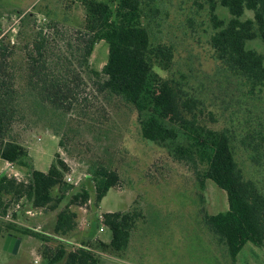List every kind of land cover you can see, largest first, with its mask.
<instances>
[{"label": "rangeland", "instance_id": "374dc122", "mask_svg": "<svg viewBox=\"0 0 264 264\" xmlns=\"http://www.w3.org/2000/svg\"><path fill=\"white\" fill-rule=\"evenodd\" d=\"M213 2L217 4L219 0H157L158 10L149 25L152 42L169 45L173 57L168 68L157 66L156 70L177 82L183 100H194L191 112L181 107L179 118H192L194 114L202 124L227 129L246 178L256 181L264 191V157L259 161L253 159L255 151L264 149V85L253 88L245 77L217 57L211 43L215 33L210 9ZM217 11L223 18L230 16L220 3ZM85 15L80 0H0V42L12 49L18 43L31 42L33 35L43 30L56 49L65 50L67 42L77 47ZM246 16L252 17L253 12L247 11ZM249 45L264 53L259 40ZM108 55V43L104 40L96 43L89 58L90 68L101 72ZM95 80L88 70L79 101L75 103L74 117L84 120L89 105L101 115L108 130L96 135L83 124L64 126L62 132H70L73 138V141L66 139L72 154L59 145L61 137L51 127L30 124L27 119L15 123L11 135L28 148L34 168L48 171L56 153H60L71 167L67 176L73 177L70 183L74 188L58 209L29 217L26 210L30 206L21 205L20 211L14 213V221L34 231L40 223L41 233L52 237L48 245L54 248L62 239L72 250L76 243L91 240L87 236L92 231H97L98 239L110 243L112 231L102 223L104 213L135 211L140 216L127 248L116 251L99 247L98 264H264V248L251 242L233 262L226 246L206 225L205 213L225 211L229 203L227 192L214 181L208 179L202 187V164L181 160L171 145L144 138L137 111L120 98L98 92ZM95 158L117 170L120 182L98 206L93 191L87 204L72 205L71 209L78 213L79 226L66 238L58 237L49 232L53 218L81 186L93 188L87 178V163ZM16 165L23 178H28V169ZM0 172L7 173L1 159ZM6 223L0 220V226ZM21 237L19 251L12 253L4 249L6 239L0 236V264H43L41 247L46 243L33 235Z\"/></svg>", "mask_w": 264, "mask_h": 264}, {"label": "trees", "instance_id": "16d2710c", "mask_svg": "<svg viewBox=\"0 0 264 264\" xmlns=\"http://www.w3.org/2000/svg\"><path fill=\"white\" fill-rule=\"evenodd\" d=\"M80 1L86 15L77 47L67 42L65 50L56 49L43 30L33 35L31 42L18 43L12 49L0 42V159L26 167L29 175L18 180L0 172V213L20 202L44 211L58 209L74 188L66 180L71 167L60 153H56L48 171L38 170L30 162L28 148L11 134L16 122L27 119L30 124L51 127L61 137L59 145L72 154L66 139L73 138L70 132H62L64 126L76 123L86 125L96 135L107 132L106 122L89 105L84 120L74 117L85 73L90 70L98 92L120 98L137 111L144 138L171 145L181 160L201 163L202 187L210 179L227 192L228 209L205 213L204 219L226 246L231 260L235 262L249 242L264 248V191L256 181L246 178L236 160L231 133L200 123L194 114L192 118H179L181 107L191 112L194 100H183L177 82L156 70L157 66L168 68L173 57L169 45L152 42L149 25L158 10L157 0ZM219 3L228 10L229 18L220 16ZM219 3L213 2L210 8L215 26L211 43L217 57L253 88L263 86L264 53L249 43L259 40L264 45V0ZM247 11H252L253 16L247 17ZM102 40L109 45V55L98 72L90 68L89 58ZM255 152L254 161L264 157V149ZM87 164V178L93 188L81 186L57 212L53 233L58 237L66 238L79 226L78 213L71 209L72 205L87 204L93 191L98 206L120 182V174L108 163L96 159ZM139 216L135 211L104 213L102 223L112 231L110 243L101 241L92 231L91 240L82 241L84 247L75 250H69L62 239L53 248L48 245L52 237L13 222L0 226V234H27L42 239L46 243L41 247L43 264H98L99 247L116 251L127 248Z\"/></svg>", "mask_w": 264, "mask_h": 264}, {"label": "built area", "instance_id": "2783aa9c", "mask_svg": "<svg viewBox=\"0 0 264 264\" xmlns=\"http://www.w3.org/2000/svg\"><path fill=\"white\" fill-rule=\"evenodd\" d=\"M5 170L7 171V175L9 177H15L18 180H24L23 175L21 173V171L18 169V166L15 163L9 162L7 161V165L5 167ZM67 182H72L73 181V177L71 175L67 176L66 178ZM22 203H17L16 205H14L12 208L8 209L5 213H1L0 214V220H3L5 222H14L17 223L20 221L15 222L14 221V213L15 211L19 210L22 206ZM20 211V210H19ZM43 209L41 208H34V207H29L26 210V213L29 217H34L36 215H40L43 213ZM18 224V223H17ZM35 231L37 232H42V226L40 223H37L36 226L34 227ZM100 230H104V226L100 227ZM79 247H84V245H82V243H76L75 245L72 246V250H75ZM36 262H38V260H36Z\"/></svg>", "mask_w": 264, "mask_h": 264}, {"label": "water", "instance_id": "95a60500", "mask_svg": "<svg viewBox=\"0 0 264 264\" xmlns=\"http://www.w3.org/2000/svg\"><path fill=\"white\" fill-rule=\"evenodd\" d=\"M20 243H21V237H18L13 234H9L6 237V240L4 243V249L12 253H17L20 247Z\"/></svg>", "mask_w": 264, "mask_h": 264}, {"label": "crops", "instance_id": "0c3cea01", "mask_svg": "<svg viewBox=\"0 0 264 264\" xmlns=\"http://www.w3.org/2000/svg\"><path fill=\"white\" fill-rule=\"evenodd\" d=\"M1 160H2V159H1ZM2 165H3V169L5 170V167H6V165H7V161L2 160ZM53 220H54V222H53V224H52V229H51L49 232H51V231L54 230V226H55V222H56V217H54ZM47 232H48V231H47ZM11 234H12V233H11ZM8 235H9V234H0V236H4L5 239H6V237H7ZM13 235H14V234H13ZM16 236H17V235H16ZM87 237H88V238H91V235H89V236H87ZM95 237H99L97 231H96ZM101 240H102V239H101ZM21 244H22V237H21L20 247H21ZM20 247H19V249H20ZM19 249H18V251H19Z\"/></svg>", "mask_w": 264, "mask_h": 264}]
</instances>
